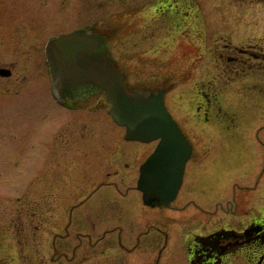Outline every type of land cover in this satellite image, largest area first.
I'll list each match as a JSON object with an SVG mask.
<instances>
[{
  "label": "rangeland",
  "instance_id": "1",
  "mask_svg": "<svg viewBox=\"0 0 264 264\" xmlns=\"http://www.w3.org/2000/svg\"><path fill=\"white\" fill-rule=\"evenodd\" d=\"M206 6L209 14L214 10L216 39L264 46V0H214ZM99 14L96 6L88 5L84 21L90 23ZM104 14L112 18L110 9ZM122 29L110 49L126 79L137 87L172 84L167 103L188 130L194 125L188 134L201 145L199 155L187 162L184 183L173 203L191 202L181 210L145 207L140 192L132 187L129 205L133 210L123 215L134 223L127 224L128 219L122 221L121 216L116 222L101 223L112 219L109 210L100 214L89 203L84 208L81 200L90 191L82 185L84 178H97L88 181L91 186L101 179H114L108 175L114 167L110 169L111 151L117 144L122 146L125 131L108 112L110 102L99 94L76 110H67L40 89L38 100L31 104L37 113L23 115L11 111L20 103L2 99L0 255L9 264L20 263L18 254L41 264L45 258L47 264H189L186 243L193 231L200 233L219 222L230 225L249 207L251 193L253 197L263 193L258 192L259 185L254 186L264 168V130L258 132L264 120L247 119L245 128L237 130L225 128V122L224 128L214 131L207 117L195 118L192 102L183 103L191 78L208 76L217 62L206 48V38L199 37L197 52V48H177L178 37L175 47H168L170 38L151 46L139 37H128L126 27ZM249 125L256 126L253 133ZM130 142L129 154L119 155L115 166L119 171L115 178L123 189L135 183L140 160L155 145L154 141ZM97 149H102L101 154ZM124 162L133 169L126 170L130 176L122 183ZM92 221L96 224H89ZM236 262L244 264L242 258Z\"/></svg>",
  "mask_w": 264,
  "mask_h": 264
},
{
  "label": "flooded vegetation",
  "instance_id": "2",
  "mask_svg": "<svg viewBox=\"0 0 264 264\" xmlns=\"http://www.w3.org/2000/svg\"><path fill=\"white\" fill-rule=\"evenodd\" d=\"M213 3L214 0H0V100L20 103L18 108L11 109L13 112L23 115L37 113L31 104L38 100L40 89L49 99H54L45 53L50 38L85 29L91 34L104 36L111 48L110 42L126 27L128 37H139L151 46L170 38L168 47H172L175 37H178L177 48H197L198 52L199 37L206 38V48L211 49L210 54L217 61L215 67L211 73L206 69V77L191 78V87L182 97L185 96L183 103L192 102L195 118L201 120L207 117L214 131L222 128L225 122V128L237 130L245 128L247 119L264 120V46L216 39L215 34L219 33L213 20L214 10L210 9L212 13L209 14V7L206 6ZM88 5H94L100 11L90 23L84 21ZM107 9L112 11V18L102 15ZM127 84L132 90L137 88L150 92L162 89L165 100L173 88L172 84L165 83L156 87H137L135 82L127 80ZM67 101L72 102L70 98ZM167 105L175 116L172 107ZM75 107L67 110H76L79 104ZM5 111L8 108L2 109V114ZM186 117L187 123L191 124L190 116ZM178 122L192 143L191 158L194 154V157L198 156V146L201 145L195 144L188 134L194 125L188 130L182 120ZM251 128L253 133L256 126ZM262 130L264 122L258 127V132ZM129 144L122 141V146H114L110 168L116 166L118 156L124 155L122 153L132 146ZM97 150L101 154L102 149ZM124 163L125 171L133 169L129 162ZM118 174L117 169L108 173L113 177ZM129 176V171L122 173L121 182L124 183ZM83 180V188L90 191L82 200L83 207L87 208L88 203L89 206L94 205L93 209L98 207L100 214L105 208L109 210L112 219L101 223L116 222L120 216L122 221L128 219L127 224L134 223L130 217L123 215H131L133 210L129 205V192L133 185L120 188L116 178L98 180L94 186L88 181L95 182L97 178ZM191 183H195V176ZM258 185V192L261 190L263 193L255 197L250 194L249 207L237 221L233 220L228 226L219 222L217 227H207L200 233L193 231L187 242L189 264H237V258H242L244 264H264V168L254 188ZM77 222L82 224L80 219ZM89 224L95 225L96 222ZM21 255L17 256L19 264H41L39 260H28V256L22 258ZM43 262L47 264L46 258ZM0 264H9L2 255Z\"/></svg>",
  "mask_w": 264,
  "mask_h": 264
},
{
  "label": "water",
  "instance_id": "3",
  "mask_svg": "<svg viewBox=\"0 0 264 264\" xmlns=\"http://www.w3.org/2000/svg\"><path fill=\"white\" fill-rule=\"evenodd\" d=\"M45 53L58 99L78 101L102 92L113 119L125 125L127 139L158 140L140 166L137 187L144 203L169 205L182 183L192 145L168 110L164 90L128 89L105 37L85 29L51 38Z\"/></svg>",
  "mask_w": 264,
  "mask_h": 264
},
{
  "label": "bare ground",
  "instance_id": "4",
  "mask_svg": "<svg viewBox=\"0 0 264 264\" xmlns=\"http://www.w3.org/2000/svg\"><path fill=\"white\" fill-rule=\"evenodd\" d=\"M183 180H184V178H183ZM177 196V195H176ZM176 198V197H175Z\"/></svg>",
  "mask_w": 264,
  "mask_h": 264
}]
</instances>
